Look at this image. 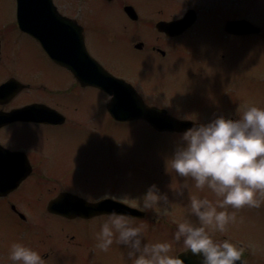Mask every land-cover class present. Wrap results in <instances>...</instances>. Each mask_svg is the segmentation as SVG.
Instances as JSON below:
<instances>
[{"label":"rangeland","instance_id":"1","mask_svg":"<svg viewBox=\"0 0 264 264\" xmlns=\"http://www.w3.org/2000/svg\"><path fill=\"white\" fill-rule=\"evenodd\" d=\"M125 1L135 3L133 0ZM135 1H137V8L141 12L163 18L181 15L188 7H195L204 15H206L205 11L220 6L233 10L232 13H237L238 9L242 10L244 17L250 20L252 17L257 21L256 24L262 27L263 38L258 36H254L251 40L228 38L224 36L216 21H199L195 25L198 38L187 34L181 41L183 44H188L189 41L196 42L195 40H198L201 41L205 49L207 48L206 56L212 62L207 72L212 74L211 78L213 79L212 82L208 81L205 86L209 93L217 94L223 91L228 94H236L237 97L242 95L248 103L256 98L257 90L264 89V73L261 72V69H264V0H255L254 5L247 3L249 0H245V3L244 0H155L153 4L151 0ZM94 3L95 8H100V3L103 1L94 0ZM76 4L78 3L76 2ZM106 9L109 23L114 26L125 23L124 16L115 6H106ZM214 14H218V12H214ZM210 16L207 15V17ZM218 17L220 23L223 24L225 16ZM14 18L15 0H0V26L11 27ZM12 41L14 42V40ZM222 52H226V58L224 62L218 64L217 62L220 61L218 56ZM186 56L185 53L181 55L177 53V73L173 78L176 80V85L163 83L162 74L159 72L151 73L145 78L147 85L152 90L158 91L153 96H147L149 100L155 101L159 97H163L165 94L160 90L173 92L171 99L173 108H170L169 111L175 115H177L175 108L189 103V96L182 92L185 91L188 82H192V79L188 78L195 76L191 70L192 61ZM137 59H142V57L138 56ZM145 59L150 63H155L153 60H156L157 56L145 55ZM9 63L10 67L14 65L19 72L24 74L28 69H36L37 79H41V82L52 90H58L65 86L71 88V95L63 96V103L68 102L69 106L76 105L83 121L87 122V127L93 126L91 130L83 128V131H80L78 127L72 125L63 127L20 125L15 128L18 136L43 140L41 142H46L47 149L60 162H62V157H77L78 153L76 152L79 147L86 148V157L91 156L92 158V161H87L86 164L84 175L86 189L89 188V185L101 188L106 183L117 181L118 186L129 187L135 197L144 195L152 184L158 185L159 190L167 194V201L162 200L155 206V209L147 211L146 217L149 219L134 218L136 223L144 226L145 238L148 241L172 240L178 221L186 218L194 221L197 219L189 207V201L193 195L207 196L210 199L216 197L211 189L197 188L191 177L186 178L178 175L172 168L169 158L174 154L176 147L182 143L180 137L169 133L160 134L145 121H133L130 125L114 124L117 129L115 133L110 116L106 108L102 106L104 93H100L94 88L77 89L75 92L73 88L75 83L72 77L69 78L39 54L32 53L30 50L24 60L13 57ZM7 68L6 66L0 67V82L8 76L9 69ZM174 96L178 98L175 99ZM164 103L163 105L166 106ZM192 106L194 109L199 106L196 96H193ZM105 125L110 126L106 134L102 132ZM111 132L117 137L110 142ZM103 135L108 136V143L103 142ZM112 152L117 154L119 162L123 158L140 159L144 156L149 160V166L146 170H134L135 168L126 166L124 163L125 173L120 168L118 169L121 173H115L111 171V168L104 171L99 170L107 162ZM63 166H65V162ZM164 176H168L167 182H162L165 180ZM79 184H82L81 181ZM181 184L182 187L179 190L177 186ZM29 188L35 190V182L29 183ZM30 206H25V209L26 212L32 214L34 220L32 224H27L17 217L15 218L6 207L0 204V253L9 254L11 244L19 241L31 247L34 246V249L38 245L42 255L48 253L50 256L46 259L45 264H130V258L126 255L124 245L114 241L108 250L98 246L96 234L107 217L69 223L65 219L49 215L47 209L40 204L36 203ZM229 211L236 213L235 221L227 226L230 238L241 243L250 251L251 258L248 264H264V204L259 208L245 205L233 209L229 206ZM217 234L221 233L217 232ZM72 238L74 240H70ZM44 239H47V246L42 244ZM183 249L185 248L182 243L173 241L172 251L174 254ZM13 263L17 264L15 261Z\"/></svg>","mask_w":264,"mask_h":264},{"label":"flooded vegetation","instance_id":"2","mask_svg":"<svg viewBox=\"0 0 264 264\" xmlns=\"http://www.w3.org/2000/svg\"><path fill=\"white\" fill-rule=\"evenodd\" d=\"M57 1H59L57 3L60 12L68 17H73L80 24L83 37V43L72 49L70 39L66 36L63 49L66 59L64 65L56 63L32 35L20 29L16 19L15 22L11 23V27L5 25L3 28H0V67H8L9 72L7 78L16 77L27 85L13 96L1 100L0 119H4L7 112L33 103L45 104L44 106L46 107L49 106L51 109L46 110L50 115L46 116H50V119H54L55 116L58 117L52 110L61 112L65 117V120L62 122L18 119L1 122L0 124V174H19L28 171L30 167L27 178L18 187L11 189L6 194H0V204L6 207L15 218L17 217L25 223L28 222L32 218V214L26 212L25 206L31 207L30 205L37 203L46 207L50 200L58 197L63 192L73 193L88 201H99L104 198H110L139 207H141L140 204L143 201L144 195L135 197L129 187H120L117 185V181L106 183L101 188H94L92 185H89V188L86 189V178H84L86 164L87 161H92L91 156L86 157V148L79 147L76 152L78 153L77 157H62V162H60L47 149L46 142H41L43 140L17 135L15 128L20 125H39L45 127L72 125L78 127L80 131H83V128L85 130H91L93 126L87 127V122L83 121L79 109H76V105L69 106L68 102L63 103V96L69 97L72 91L71 88H66L65 86L58 90H52L49 86L43 84L41 79H37L38 74L36 69H28L24 74L19 72L14 65L10 67L9 62L13 57L24 60L29 50L32 53L39 54L50 65L61 70L69 78L72 77L74 79L75 84L73 88L75 92L77 89L85 90L94 88L100 93H103L102 90L94 86L82 85L78 82L74 74L75 68L81 70L83 73L93 74L99 69L98 66H100L114 76L131 82L137 91L143 97L145 96L147 98V96H153L158 91L152 90L147 85L145 80L146 76L159 72L162 74L163 83H174L176 85V80L173 78L177 73V53H180V55L185 53L187 55L186 57L192 61L191 70L195 73V76L193 75V77L188 78L192 79V82H188L185 91L182 92V94L189 96V103L181 105L180 108H175L178 117L207 122L218 115L237 118L238 114L244 111L250 104L264 107V89L257 90L256 98L248 103H246L242 95L237 97L236 94H228L223 91L217 94L209 93L208 88L205 86L208 81L212 82L213 79L211 78L212 74L207 72V69L212 64L209 57L206 56L207 48L205 49L201 41L195 40L194 38L193 40L196 42L189 41L188 43L192 45L183 44L181 41L187 34L198 38V33L195 32V25L199 21H216L223 31L224 36L228 38L251 40L254 36L262 37V28L260 32L249 34L241 32L228 33L225 31V23L228 20L244 18L245 15H243L242 10L238 9L237 11L239 13L237 12V14L232 13L233 10L227 8L222 11L215 8L209 9L210 13L218 12V16H225L222 24L220 23L219 17H207L209 14L204 15L200 10L196 9L195 23L182 34L169 36L157 29L156 25L158 21L161 19H175L182 14L171 18L155 17L150 13L145 14L141 12L137 8L136 4L138 3L135 0H133L135 5H133L135 6V11L138 13L136 18L131 17L127 13L125 6L130 2L125 0H102L103 3H100V8H95L94 0ZM110 5L115 6L121 12L122 16H124V24L114 26L108 22L106 6ZM152 11H155V9H152ZM151 54L157 56V59L153 60L155 63H150L145 59V55ZM138 56L142 57V59H137ZM71 57L73 58L74 64L67 63L71 62ZM218 57H220V61L217 63L221 64L220 62H224L226 58V52L219 53ZM88 59H90L89 62ZM261 72L264 73V69H261ZM160 91L164 92L165 95L159 97L155 102L144 98L152 104L160 101L162 106L168 110L173 108L171 100L173 98V92H169L170 90L168 92L164 90ZM106 96L108 95L106 94ZM193 96H196L199 103L197 109H194L192 106ZM174 98L177 99L178 97L174 96ZM163 101L166 102L164 103ZM102 106L106 108L105 104H102ZM111 123L114 127L113 120H111ZM109 127V125H105L102 132L105 134L108 133ZM114 130L116 133L117 129L115 127ZM103 136V142L108 143V136ZM114 139H116V136L112 133L110 141ZM64 162L65 166H63ZM148 162L149 160L144 156L140 159L123 158L119 162L117 154L112 152L107 162L99 170L104 171L111 168V171L119 173L120 170L118 168H120L124 172V163L126 166L135 168L134 170H146L147 166H149ZM80 181L84 185L79 184ZM32 182H35V190L29 188V183ZM181 187L182 184L179 185L178 189L180 190ZM216 198L214 197L213 200ZM49 215L60 217L68 222L77 220L92 221L108 216V214H101L91 217L69 219L52 213H49ZM217 232L219 231H216L215 235L218 239L229 238L228 230L225 233L219 232L221 234H217ZM43 242L45 241L43 240ZM48 256H50L48 253L44 254L46 259L49 258ZM0 264L14 263L10 259L9 254L0 253Z\"/></svg>","mask_w":264,"mask_h":264},{"label":"clouds","instance_id":"3","mask_svg":"<svg viewBox=\"0 0 264 264\" xmlns=\"http://www.w3.org/2000/svg\"><path fill=\"white\" fill-rule=\"evenodd\" d=\"M180 143L169 158L172 168L191 177L195 186L207 187L217 197L193 195L190 211L197 218L178 221L172 240L148 241L144 226L131 214L113 210L97 232L104 250L115 242L124 245L130 264H184L174 254L173 241L199 257L200 264H248L245 247L231 238L218 239L216 231L227 232L236 213L229 211L264 204V107L248 105L237 118L218 115L193 124L182 132ZM168 196L152 184L144 194L142 210L155 209ZM9 257L17 264H45L38 250L19 241L11 244Z\"/></svg>","mask_w":264,"mask_h":264},{"label":"water","instance_id":"4","mask_svg":"<svg viewBox=\"0 0 264 264\" xmlns=\"http://www.w3.org/2000/svg\"><path fill=\"white\" fill-rule=\"evenodd\" d=\"M18 19L22 28L34 34L40 39L43 45L48 51H51L53 47V38L50 35L53 33L63 31L59 24H54L53 19L59 18L63 20V17L56 10L52 0H18ZM47 8L44 13H37L36 9ZM41 19V20H40ZM39 20V22H37ZM194 21V10H189L185 17L171 22H160L159 27L162 30L169 31L171 33L182 32L185 28L190 26ZM57 22V21H56ZM226 28L232 31H258V28L253 26L247 20L230 21L227 23ZM44 31L47 35L43 34ZM103 75V74H102ZM82 82H88L100 86L107 90L109 93L114 94L111 101L108 103V108L112 115L120 120L143 118L149 121L155 128L159 130H171V131H184L191 127L195 122L191 120H180L167 113L165 109L151 106L145 103L142 97L136 92V90L127 82L117 79L111 76H99V77H82ZM14 86L12 81L6 82L0 86V93H3L6 89H10ZM19 112V111H18ZM24 178V175L15 177L16 181L12 186H15ZM108 210H116L118 212H127L131 215L142 216L143 212L129 207L125 204L113 205L106 207L101 203L88 204L84 207H62L60 202L53 201L49 205V210L67 216H75L77 214H89L87 212L100 213ZM245 256L247 253L244 254ZM184 260V264H200L199 257L195 256L188 250H184L178 254Z\"/></svg>","mask_w":264,"mask_h":264}]
</instances>
